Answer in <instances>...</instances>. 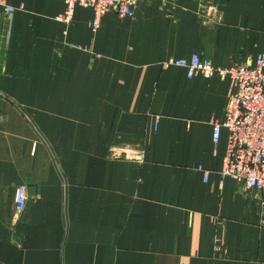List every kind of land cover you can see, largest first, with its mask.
Returning a JSON list of instances; mask_svg holds the SVG:
<instances>
[{"label": "crops", "instance_id": "1", "mask_svg": "<svg viewBox=\"0 0 264 264\" xmlns=\"http://www.w3.org/2000/svg\"><path fill=\"white\" fill-rule=\"evenodd\" d=\"M6 2L0 264H264V192L223 178L229 131L212 140L236 85L173 64L254 66L264 0H142L97 29L90 7Z\"/></svg>", "mask_w": 264, "mask_h": 264}, {"label": "built area", "instance_id": "2", "mask_svg": "<svg viewBox=\"0 0 264 264\" xmlns=\"http://www.w3.org/2000/svg\"><path fill=\"white\" fill-rule=\"evenodd\" d=\"M63 1L67 9L59 18L60 21L69 23L76 6L90 7L95 12L92 26L97 29L100 19L109 12L121 17H135L136 8L142 0ZM0 6L4 7L8 15L16 11V8L7 5L6 0H0ZM202 9V21L206 24L213 22L217 7L207 4ZM173 64L186 69L189 78L218 75L234 82L236 89L226 108L225 120L212 124L213 144L218 146L222 130L227 129L229 138L222 177L244 184L248 189L264 192V55L257 57L254 66L240 65L228 70L215 68L198 56H194L190 61L177 60ZM131 158L142 161L140 155H132ZM198 170L204 174L205 182H208L211 173L202 167ZM27 200L26 187H17L15 202L18 215L26 210Z\"/></svg>", "mask_w": 264, "mask_h": 264}]
</instances>
